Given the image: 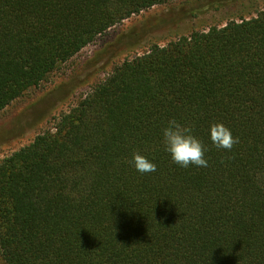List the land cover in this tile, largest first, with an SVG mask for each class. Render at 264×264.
Here are the masks:
<instances>
[{
	"label": "trees",
	"instance_id": "obj_1",
	"mask_svg": "<svg viewBox=\"0 0 264 264\" xmlns=\"http://www.w3.org/2000/svg\"><path fill=\"white\" fill-rule=\"evenodd\" d=\"M171 0H0V112L108 29ZM177 120L207 167L175 164ZM238 143L217 149L214 123ZM140 153L156 165L141 174ZM3 264H264V10L125 58L0 161Z\"/></svg>",
	"mask_w": 264,
	"mask_h": 264
},
{
	"label": "rangeland",
	"instance_id": "obj_2",
	"mask_svg": "<svg viewBox=\"0 0 264 264\" xmlns=\"http://www.w3.org/2000/svg\"><path fill=\"white\" fill-rule=\"evenodd\" d=\"M258 10H264V0H171L114 25L0 112V161L53 130L60 114L125 58L193 30L255 16Z\"/></svg>",
	"mask_w": 264,
	"mask_h": 264
},
{
	"label": "clouds",
	"instance_id": "obj_3",
	"mask_svg": "<svg viewBox=\"0 0 264 264\" xmlns=\"http://www.w3.org/2000/svg\"><path fill=\"white\" fill-rule=\"evenodd\" d=\"M165 151L171 155L175 164L184 168L189 165L207 167L205 148L200 140L192 135V129L182 125L175 119L168 121L162 130ZM210 139L217 149L231 150L237 144L238 138L233 137L230 129L223 123H214L210 127ZM131 163L141 174L156 171V165L140 153H133Z\"/></svg>",
	"mask_w": 264,
	"mask_h": 264
}]
</instances>
